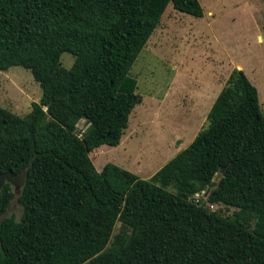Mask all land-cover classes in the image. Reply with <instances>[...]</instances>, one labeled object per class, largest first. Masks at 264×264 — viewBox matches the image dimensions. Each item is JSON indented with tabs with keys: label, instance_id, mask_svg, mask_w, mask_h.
Segmentation results:
<instances>
[{
	"label": "trees",
	"instance_id": "trees-1",
	"mask_svg": "<svg viewBox=\"0 0 264 264\" xmlns=\"http://www.w3.org/2000/svg\"><path fill=\"white\" fill-rule=\"evenodd\" d=\"M170 3L203 15L199 0H0V71L23 66L42 90L24 115L0 106V174L27 170L19 219H0V264H264V113L242 69L207 127L150 178L90 157L120 142L141 102L130 70ZM220 168L206 201L231 215L194 198Z\"/></svg>",
	"mask_w": 264,
	"mask_h": 264
},
{
	"label": "rangeland",
	"instance_id": "rangeland-1",
	"mask_svg": "<svg viewBox=\"0 0 264 264\" xmlns=\"http://www.w3.org/2000/svg\"><path fill=\"white\" fill-rule=\"evenodd\" d=\"M199 2L200 17L179 11L171 3L162 14L130 70L141 102L130 113L117 145L102 144L90 152L98 171L112 162L140 178H150L207 127L208 111L235 68L242 69L257 87L264 113V0ZM60 60L70 67L74 57L63 52ZM41 94L29 69L12 65L0 71V106L24 115ZM87 126L80 119L76 132L81 135ZM204 191L194 198H204L210 209L222 215L237 210L207 202ZM21 212L15 194L0 219L10 215L19 219ZM119 230L117 221L113 235Z\"/></svg>",
	"mask_w": 264,
	"mask_h": 264
},
{
	"label": "water",
	"instance_id": "water-1",
	"mask_svg": "<svg viewBox=\"0 0 264 264\" xmlns=\"http://www.w3.org/2000/svg\"><path fill=\"white\" fill-rule=\"evenodd\" d=\"M26 171H27L26 169H24L23 171H21L19 173H13L11 171H6V172H3L2 174H0V189L3 188L5 183H9L11 186H13L14 193L18 194L19 189L24 182V177L26 175ZM223 171H224L223 168L219 169V172L214 176L213 182L204 191V196H207L209 194L210 189L216 186L218 180L220 179V177L222 175L221 173ZM203 200H204V198H202L199 203H202Z\"/></svg>",
	"mask_w": 264,
	"mask_h": 264
}]
</instances>
